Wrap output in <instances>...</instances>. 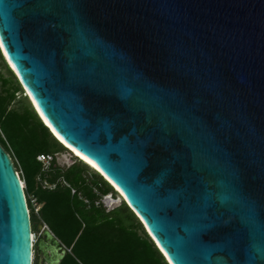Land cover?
<instances>
[{"label":"water","instance_id":"1","mask_svg":"<svg viewBox=\"0 0 264 264\" xmlns=\"http://www.w3.org/2000/svg\"><path fill=\"white\" fill-rule=\"evenodd\" d=\"M0 45L168 264L139 216L173 264H264V0H0ZM39 229L35 249L0 145V264H61L67 248Z\"/></svg>","mask_w":264,"mask_h":264},{"label":"trees","instance_id":"2","mask_svg":"<svg viewBox=\"0 0 264 264\" xmlns=\"http://www.w3.org/2000/svg\"><path fill=\"white\" fill-rule=\"evenodd\" d=\"M2 61L8 76L0 70V145L22 174L33 233H38L42 223L49 227L68 250L61 264H168L125 202L111 212L96 205L102 196L118 193L94 169L78 160L67 169L55 162L44 171L40 155L69 150L43 123L26 96L18 100L25 91L3 57ZM89 169L97 174L94 181L86 177ZM38 179L58 183V187L49 191ZM60 180L78 194L73 195ZM32 196L43 204L39 215L31 204Z\"/></svg>","mask_w":264,"mask_h":264},{"label":"built area","instance_id":"3","mask_svg":"<svg viewBox=\"0 0 264 264\" xmlns=\"http://www.w3.org/2000/svg\"><path fill=\"white\" fill-rule=\"evenodd\" d=\"M56 155H40L38 157V161L43 165L44 171H49L51 166L55 163L56 161ZM77 159V158H76ZM78 160V159H77ZM41 181V185L43 188L49 190V191H55L58 187V183H51L50 181H47L45 179L40 180ZM60 184H62L63 186L69 188L72 190V194L76 195L77 190L73 189L71 187L70 184H68L66 181L64 180H60L59 181ZM81 197V195H80ZM114 196L112 194L110 195H106V196H102V198H100V200H98L96 202L97 206H101L102 208H104L107 212H111L114 209H116L118 206H120L122 203H119L118 206L114 207V205H117V203H115V201L113 200ZM31 204L33 206V209L35 211V213L37 215H39L40 211L43 208V204L39 203V200L37 197L32 196L31 197ZM34 244H37V234H34Z\"/></svg>","mask_w":264,"mask_h":264},{"label":"rangeland","instance_id":"4","mask_svg":"<svg viewBox=\"0 0 264 264\" xmlns=\"http://www.w3.org/2000/svg\"><path fill=\"white\" fill-rule=\"evenodd\" d=\"M0 70H2V73L3 74H5L6 76H8V72H7V70H6V68H5V66H4V63H3V61H2V55H1V53H0ZM24 98L25 97V94H22V95H19L18 96V100L19 99H21V98ZM57 157H56V164L58 165V166H60V167H62V168H69L70 166H72L73 164H75V163H79V161L75 158V157H73L72 155H71V153H69L68 151H64V152H62V153H59V154H57L56 155ZM13 162H15L14 160H13ZM48 172V171H47ZM20 174V176H21V178H23L22 177V174L21 173H19ZM96 173L94 172V171H92V170H90L89 169V171L86 173V177L90 180V181H94L95 179V177H96ZM38 181H39V183H41V181H40V179H38ZM121 199V197H120V195L118 194V196H114V198H113V200L115 201V203H117V205H114V207H116V206H118L119 205V200ZM116 200H118V201H116ZM122 201H123V199H121ZM123 204V203H122ZM121 204V205H122ZM119 207V206H118ZM37 234V243H38V241H39V239H40V234L39 233H36ZM39 261H40V258L38 257V255L37 254H35V262H34V264H39Z\"/></svg>","mask_w":264,"mask_h":264},{"label":"bare ground","instance_id":"5","mask_svg":"<svg viewBox=\"0 0 264 264\" xmlns=\"http://www.w3.org/2000/svg\"><path fill=\"white\" fill-rule=\"evenodd\" d=\"M44 122L46 123V125H48L50 127V125L48 124V122L43 118ZM53 133L55 134L56 138L60 141V143L64 144V147L66 148H69L71 150H69V153H71V155L75 158H80L81 160H83L86 164H88L92 169H94L97 173H101L113 186H114V190L117 191V193L121 196V198L123 199V201L120 199L119 203H122V202H127L130 207H132L135 211V207L133 206V204L131 203V201L129 200V198L125 195V193L115 184L113 183L104 173L103 171L96 165L94 164L93 162H91L90 160H88L86 157H84L83 155H81L80 153H78L75 149H73L72 147H70L67 143L64 142V140L53 130ZM118 201V200H116ZM137 213V211H136ZM139 215V214H138ZM143 223H144V226H146L147 230L149 231V233L152 235V237L154 238V240L156 241L157 245L160 247V249L162 250L163 254L166 256V258L169 260L170 264H173L170 260V258L168 257L167 253L162 249V247L160 246L158 240L155 238V236L151 233L147 223L144 221V219L139 216ZM33 239H34V236H33Z\"/></svg>","mask_w":264,"mask_h":264},{"label":"clouds","instance_id":"6","mask_svg":"<svg viewBox=\"0 0 264 264\" xmlns=\"http://www.w3.org/2000/svg\"><path fill=\"white\" fill-rule=\"evenodd\" d=\"M60 142V141H59ZM62 144V143H61ZM63 145V144H62ZM64 146V145H63ZM66 148V147H65ZM68 149V148H67ZM78 160L82 161L80 158H77ZM104 178V177H103Z\"/></svg>","mask_w":264,"mask_h":264},{"label":"crops","instance_id":"7","mask_svg":"<svg viewBox=\"0 0 264 264\" xmlns=\"http://www.w3.org/2000/svg\"><path fill=\"white\" fill-rule=\"evenodd\" d=\"M39 228H40V225H39ZM38 228V233L40 234V229Z\"/></svg>","mask_w":264,"mask_h":264},{"label":"snow or ice","instance_id":"8","mask_svg":"<svg viewBox=\"0 0 264 264\" xmlns=\"http://www.w3.org/2000/svg\"><path fill=\"white\" fill-rule=\"evenodd\" d=\"M0 46H2V45H0Z\"/></svg>","mask_w":264,"mask_h":264}]
</instances>
